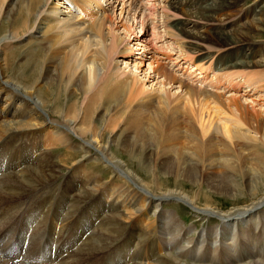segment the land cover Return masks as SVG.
Listing matches in <instances>:
<instances>
[{
    "label": "bare ground",
    "instance_id": "6f19581e",
    "mask_svg": "<svg viewBox=\"0 0 264 264\" xmlns=\"http://www.w3.org/2000/svg\"><path fill=\"white\" fill-rule=\"evenodd\" d=\"M210 1L0 0V264H41L39 258L42 264H87L82 260L98 253L107 264H187L183 257L190 252L179 237L190 229L161 211L158 220L147 216L168 197L220 220L185 241L197 255L206 246L199 263L210 261L214 242L228 259L220 264L253 255L256 229L249 224L264 223V196L229 211L208 202L198 207L200 193L177 186L163 191L158 181L157 193L116 155L156 151V159L163 156L162 173L180 186L188 182L200 190L209 184L233 197L264 182V70L251 69L264 67V52L233 33L230 20L224 32L215 23L228 18L215 13L246 17L239 0ZM181 4L187 8L177 19ZM153 13L164 19L168 38L162 58L145 36L159 27L146 22ZM136 16L140 34L133 36ZM209 42L224 54L216 55ZM19 44L27 50L21 67L28 70L12 77L8 57ZM171 62L186 64L185 71L177 72ZM58 145L71 157L55 159ZM86 157L103 163L107 178L88 169ZM63 175L66 181L55 187ZM31 190L35 195L23 198ZM154 229V242L143 248L144 235L150 239ZM263 234L256 239L259 248ZM233 237H242L238 256L230 252ZM131 248L134 258L126 256Z\"/></svg>",
    "mask_w": 264,
    "mask_h": 264
},
{
    "label": "rangeland",
    "instance_id": "374dc122",
    "mask_svg": "<svg viewBox=\"0 0 264 264\" xmlns=\"http://www.w3.org/2000/svg\"><path fill=\"white\" fill-rule=\"evenodd\" d=\"M212 1L213 0H211L210 3ZM239 2L241 3L240 7L242 9H244L246 11L248 10V14L246 15V17H244L243 14L236 15L233 12H227L224 15H220V13H215L214 15H216V17H219L221 19L228 17L223 22H215V23L222 25L219 27H221L222 32H224V31H227V30H224V28H227V27H225L226 25L224 23L230 20L234 24L230 28V29H232L231 31H233V33H236L238 36L241 35L243 37H247V38L249 37L248 39L251 43L253 42L252 43L253 46L259 47L262 50V52H264V0H239ZM103 4H105V1L103 2ZM186 8H187L186 5L184 6L183 4H181V10L178 12L179 14L177 16V19L184 18L183 16H184V12H185ZM148 10L146 11L147 14H148ZM149 13H151V12L149 11ZM136 15H138V14L136 13ZM139 17L140 16H136V19H137L136 22L137 23H135V22H134L135 24L133 23L134 28H135V25L137 26L133 30V33H132L133 36L136 34L137 35L140 34V31L138 32L139 28L141 27ZM148 20L149 21L153 20V22L155 24L158 23V25H159V27H157V29L156 28H154L152 30L149 29L145 33L147 40L149 39V42H151V45H152V46H150L151 47L150 49H151V51L156 52V54L159 57H161V58L165 57V54L163 55V53L167 52L164 49L167 47L168 43L165 41L168 38L165 37L166 36L165 35V33H166L165 27H162L164 19L161 20V18H158V17L154 18V13H153V15L149 14L148 19H146L147 23L149 22ZM17 21H18V22H16L17 25H20V23H19L20 20L18 19ZM153 22L152 23L150 22V23L153 24ZM251 22H252V24H250ZM144 31H145V29H144ZM200 31H203L206 33L204 28H201ZM209 43H210L211 49H213L214 53L217 52L219 54H222V53L224 54L223 50L215 52L216 48H220L219 44H213L211 42H209ZM236 45H238V43H236ZM162 46L164 48L163 49L164 51L161 49ZM20 47H22V48H20ZM33 48H34V46H33ZM156 48L159 51L158 50L155 51ZM26 51H24L23 46L19 44L14 48V50H12L11 55H9L10 58L8 57V62L10 63V66H9L8 73H10L12 77L15 75V73L17 71H19L20 73H23L24 70H28L27 66L21 67V63L25 60ZM235 52L237 53L236 50H235ZM217 53H216V55H218ZM173 54H175L174 57L179 56V53H173ZM179 60H181V57H179ZM175 64L176 63H173V62L170 63V65L174 69L179 70V67H180V70L182 69V71H185V68L182 66H186V64L181 63L182 64L181 66H178ZM206 66H208V64H206ZM18 67H21L20 70L18 69ZM146 68H147V66H146ZM213 68H215V66H213ZM251 69L252 70L258 69L257 71H262V70H264V67L254 66ZM180 70L177 72L180 73L181 72ZM211 75H212V70H210V72H209V78L211 77ZM16 77L19 78L18 75ZM244 90H246V89H244ZM71 137L73 140H78V142H81V143L83 142V140H81V138L76 137L74 134H72ZM122 139H123V136H121L120 141ZM67 150L68 149L62 145L54 146L52 149V151L54 153V158L58 160V159H61L62 157L63 158L68 157V156L71 157L69 155L71 152H67ZM260 150L262 151V153H264V148H260ZM81 151H82V149H80L79 147L75 148V153L76 152L80 153ZM95 151H96V148L93 147V152H95ZM186 151L191 152L190 149H186ZM158 152H160V151H158ZM155 153H157V152L151 151V152H136V153H127V154L121 153V154H116V155L118 157L122 158L123 161H125L126 163H129L130 168L133 171L138 172V174H140V176L145 180V182H147V184H149L151 189L155 190L157 193H161V191L159 190V186L157 185L158 182H160V186L163 188V191H165V190L168 191V189L174 188V186L175 187L177 186V187L183 188L189 194H192L194 196H196L197 193H200L199 199H198V201H199L198 207H204L205 204L208 202V203H211V205H213V207L215 206V207H217L223 211H229V209H232V208L244 207V205L250 204L253 201H258L260 197L264 196V182H260L259 180H258L259 185L255 186L254 188H251L250 190H247L245 188L240 187L239 189L242 188L243 190L238 192L237 195H235V197H233L229 194L227 195L224 193L214 192L211 188H209L210 187L209 184H205L206 186H204V188H201L200 190H199V186L198 187L190 186L189 185L190 183H188V182L184 184L185 187H182L179 184H177V182L174 180V177L172 175H168V174L164 175L162 173V172H165L162 169L163 168V166H162L163 156H160L159 159H156L155 156H153ZM80 154L77 156L78 158L81 157ZM129 155H133V156L137 155V156L142 157V159L138 160L137 157L135 158V157H132ZM148 155H151L152 158H150ZM94 157H96V155ZM174 157H176L177 159L179 158V156H177V155H174ZM87 158L88 157H86L85 159L82 158L83 161H85V163L87 164V168L88 169L92 168L97 173H99L101 176H103L104 178H107L108 173L107 172L105 173L102 171L104 169L103 167H105L104 164L101 162L99 163V161H95V159L89 160L90 157L88 159ZM62 163H64V162H62ZM172 164H173L172 160H170L167 163V165L169 167H171ZM66 165H68V163H65L63 166H66ZM68 169H71V168H68ZM64 170L67 171V169H64ZM65 171H64V173H65ZM152 171H158L161 173L158 176L152 175V174L150 175L149 173ZM66 176L67 175H63V176H61V178H58L55 182V187L61 186V184L66 181ZM156 176L158 178H155ZM111 178L112 177H110V179ZM179 182L183 183V181H179ZM33 195H35V191L31 190L30 192H26V194H25V196H23V198L24 197L30 198ZM180 200H182V199H180ZM180 200L174 199L173 197H168L165 200V202L160 201L161 204L159 205V207H158V205L157 206H155V205L151 206L148 210L147 216L149 218H156L158 220L157 215L160 213L159 211H161V212H164L165 215H167V216H168V214L174 215V217L172 219H175V218H176V220L178 219L177 221L180 222L182 229H184V228H188V230L190 229V231H191L190 233H186L183 231L184 236L181 235L179 237V241H180L179 245L182 247L183 250L190 252V254H187V255H185V257H183V261L186 262L187 264H208L210 261H211L210 263H212V264H220L221 261L228 260L227 256L222 252V247L220 245H216L214 242L213 243L214 245L211 244L213 249H212V251H210V257H209L210 261L208 263L206 261H203L200 263L198 262V260H200V258L205 257V254L207 253L206 246L204 245L205 247L198 249L197 252L199 253V255H197V253L195 254V248L193 247V243H187L185 241L188 238H194V239L197 238L200 233L201 234L204 233V235H205L209 230L212 229V227H214L218 224L221 225V223H219L220 220L218 218H216L215 216L207 215V214L202 213L200 211L198 212L193 208V206L188 205L186 203V201H184V199L182 201H180ZM261 206L263 207L262 209H264V204H261ZM138 218L139 217H137V220H138ZM98 221H96V223H98ZM252 223L253 224H251V223L249 224L250 225L249 228L256 229V234L254 235L253 242L251 243V245L252 244H254V245L250 248V250L253 251L252 252L253 255H251L249 257L246 256V258L244 260L240 259L243 262L240 261L238 258H236V260H238V262L235 264H241V263L242 264H250V263L254 264L255 262H258V261H259L258 263H262V264L264 263V245L261 246V248H259L260 247V244H259L260 241L259 240L256 241V239H258L264 233V223L258 227L256 226L255 222H252ZM74 229H75V226L72 229H70L69 232H67L65 239L67 238V236H69V237L72 236L70 234V232L71 233L74 232L75 231ZM43 230H44V227H43ZM156 231L157 230H155V229L151 230V232H152L151 236L152 237L150 239H149L148 234L144 235V238L147 240V242L144 245H142L143 248H145V249L148 248V246H150L152 244V242H154L153 237H154ZM164 237L162 236L163 240L169 239L170 235L168 236V234H167L166 236L164 235ZM262 238H264V234H263ZM45 239L47 240V238L44 237L42 240V243L46 242ZM13 240H15V239H13ZM66 240H63V242H65ZM122 240L120 242H118V246H116L117 245L116 244L113 247H111L110 250L115 251V248L120 247L121 244L124 242V239H122ZM218 242H219V237H218ZM228 242H230V241H225L224 242L225 245L223 243H221V245L227 246ZM59 243L60 242H58V244ZM170 244H171V246H174L173 242ZM170 244L167 247H170ZM249 244H250V241H249ZM229 245L231 246L230 252L235 254V256H238V253H237V252H239L238 249L241 246H243L242 245V237H237V238L233 237V239ZM217 246L219 247V250H218L217 254L214 256V252H215V249L217 248ZM126 250H128V248ZM129 252L131 253L132 257L134 258V255H136V250H132V248L129 249V251H127V253H126V256H127V254H130ZM164 253H167L166 249H164ZM56 255H57V250L55 249L53 258L56 259V257H57ZM103 255H105V254H103ZM103 255H100L98 253V254H95L94 256L91 255L89 257V254H88L87 258L83 259L82 261L86 262L87 264H107V261L106 262L104 261L105 257H103ZM41 260H42V258H39V262L42 264L43 262ZM16 263H17V260H16L15 264Z\"/></svg>",
    "mask_w": 264,
    "mask_h": 264
}]
</instances>
